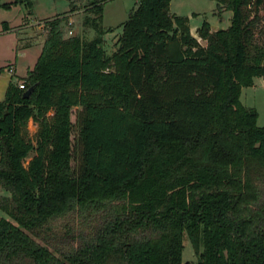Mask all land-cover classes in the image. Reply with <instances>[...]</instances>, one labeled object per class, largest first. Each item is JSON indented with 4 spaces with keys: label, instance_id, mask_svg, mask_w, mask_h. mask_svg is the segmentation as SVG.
<instances>
[{
    "label": "trees",
    "instance_id": "1",
    "mask_svg": "<svg viewBox=\"0 0 264 264\" xmlns=\"http://www.w3.org/2000/svg\"><path fill=\"white\" fill-rule=\"evenodd\" d=\"M105 1L88 0L91 38L63 32L74 0L45 18L24 87L10 78L0 100V264H264V125L240 99L264 80V0H216L230 24L204 19V43L170 0H136L111 53ZM91 211L93 233L48 247L52 219Z\"/></svg>",
    "mask_w": 264,
    "mask_h": 264
},
{
    "label": "rangeland",
    "instance_id": "2",
    "mask_svg": "<svg viewBox=\"0 0 264 264\" xmlns=\"http://www.w3.org/2000/svg\"><path fill=\"white\" fill-rule=\"evenodd\" d=\"M74 1L75 9L72 13L68 12L67 20L61 22L63 32L70 34L71 31L84 38H91L94 30L83 23L84 16L93 15L88 8V0ZM5 2L9 5H1ZM135 5L136 0H106L104 2L102 23L105 28H114L103 33V47L106 52L110 53L113 50V38L118 25ZM69 8L70 0H0V100L4 97L9 79L21 81L20 77L24 76L28 68H32L36 62L46 36L39 21L43 23L45 18L56 13L67 12ZM168 8L171 12L188 15L194 31L195 25L201 24L204 19L213 25L212 28L227 27L232 15L231 9L218 6L216 0H170ZM263 13L261 10L260 24L264 20ZM4 25H7V28H3ZM256 37L258 41L264 40V35L261 33H257ZM200 40L203 42L201 38ZM11 64L15 67L14 74L8 71ZM240 99L245 105L256 108V122L258 125H264V80L261 76H254L251 85L242 86ZM76 110L77 107L72 108L71 119L73 121H75ZM27 127L34 140L36 123L29 119ZM71 137L73 143L76 144V126ZM71 165L74 169L78 165L77 149L73 152ZM0 195H9V192L0 186ZM0 213L8 216L1 209ZM102 218V213L94 211L90 213L73 212L58 216L50 221V229L44 232L45 243L53 251L55 248H72L79 243V237L93 233ZM68 228L72 230V233L65 236L64 232ZM197 258L198 254L194 247L188 239H185L182 259L196 262ZM109 264L112 263L109 262Z\"/></svg>",
    "mask_w": 264,
    "mask_h": 264
},
{
    "label": "crops",
    "instance_id": "3",
    "mask_svg": "<svg viewBox=\"0 0 264 264\" xmlns=\"http://www.w3.org/2000/svg\"><path fill=\"white\" fill-rule=\"evenodd\" d=\"M70 13H72V12H70ZM189 17V16H188ZM124 20V19H123ZM39 25H40V27L43 29V23H41L40 21H39ZM200 25V24H199ZM199 25H195V27H194V29H195V31L193 30V27H191V25H190V17H189V27H190V31H191V33L193 34V35H195V36H197V38L199 39V41L201 42V43H204L205 41L203 40V42L200 40V38H199V36L197 35V27L199 26ZM210 26H211V29H217V28H212V24L210 23ZM113 28V27H112ZM219 28V27H218ZM121 32V26L120 25H118V30L116 31V35L114 36V38H113V50H114V48H115V45H114V41L116 40V37L118 36V34ZM112 50V51H113ZM111 51V52H112ZM110 52V53H111ZM107 53H109V52H107ZM10 68H12V70H10ZM8 71L11 73V74H14V72H15V67L11 64L9 67H8Z\"/></svg>",
    "mask_w": 264,
    "mask_h": 264
},
{
    "label": "water",
    "instance_id": "4",
    "mask_svg": "<svg viewBox=\"0 0 264 264\" xmlns=\"http://www.w3.org/2000/svg\"><path fill=\"white\" fill-rule=\"evenodd\" d=\"M33 86H29L27 89L23 91V96L28 97L32 91Z\"/></svg>",
    "mask_w": 264,
    "mask_h": 264
},
{
    "label": "built area",
    "instance_id": "5",
    "mask_svg": "<svg viewBox=\"0 0 264 264\" xmlns=\"http://www.w3.org/2000/svg\"><path fill=\"white\" fill-rule=\"evenodd\" d=\"M69 31H70V30H69ZM70 32H71V31H70ZM10 70H12V68H10ZM18 85H19L20 87H24L22 81H19V82H18Z\"/></svg>",
    "mask_w": 264,
    "mask_h": 264
}]
</instances>
